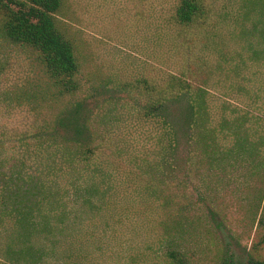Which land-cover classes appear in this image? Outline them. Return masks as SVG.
Here are the masks:
<instances>
[{
	"label": "rangeland",
	"instance_id": "rangeland-1",
	"mask_svg": "<svg viewBox=\"0 0 264 264\" xmlns=\"http://www.w3.org/2000/svg\"><path fill=\"white\" fill-rule=\"evenodd\" d=\"M248 1L201 0L192 23L181 25V0H63L56 26L78 65L70 92L50 79L37 51L3 37L0 12V139L6 147L11 151L19 140L16 150H23L32 132L55 131L65 144L61 150L88 158L78 164L84 184L99 187L104 176L119 189L131 184L128 194L114 197L121 205L133 201L124 212L134 224L122 219L111 229L101 218L85 264H168L171 250L188 264H224L228 254L236 264L264 261L260 155L212 147L204 154L183 141L177 162L164 163L161 127L150 116L163 102L177 120L183 103L173 107L170 100L183 86L216 96L214 120L225 107L246 108L232 79L239 52L249 57L251 37L236 28L255 22ZM222 138L214 143H228Z\"/></svg>",
	"mask_w": 264,
	"mask_h": 264
},
{
	"label": "trees",
	"instance_id": "trees-1",
	"mask_svg": "<svg viewBox=\"0 0 264 264\" xmlns=\"http://www.w3.org/2000/svg\"><path fill=\"white\" fill-rule=\"evenodd\" d=\"M200 1L181 0L177 23H192ZM62 2L0 0V12L5 20L3 37L37 51L50 79L63 92H70L77 88L78 65L71 43L56 26L55 14ZM251 5L249 0L246 7L256 11L255 22H237L236 27L238 35L251 37L249 57L244 58L239 52L232 79V87L246 108L225 107L220 118L214 120L211 113L216 96L209 90L192 86L174 90L172 106L183 103L178 119L175 120V113L171 114V106L163 102L154 106L150 114L161 127L164 163L177 162L184 141L203 148L204 154L209 147L227 154L247 153L251 157L259 154L264 164V0ZM244 9L249 18L250 12ZM211 120L215 121L213 126L209 125ZM54 132L44 137L32 132L22 140L23 150H16L19 140L11 142L10 151L0 139V261L4 264H85L86 253L95 238L93 229L101 218L106 217L108 228L122 219L134 224L124 212V207H135L133 201L121 205L116 201L118 197H114L128 194L131 184L127 190L119 189L115 179L109 182L102 176L99 187L85 185L86 174L80 172L78 164L87 163L88 158L81 159L74 150H61L59 147L65 144L56 140ZM220 136L226 137L222 140L228 139V143H214ZM103 185L109 186L113 197ZM165 258L168 264H188L177 250L168 251ZM224 264H236L235 257L228 254Z\"/></svg>",
	"mask_w": 264,
	"mask_h": 264
}]
</instances>
